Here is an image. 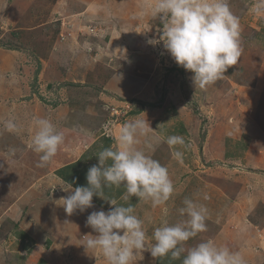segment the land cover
I'll return each mask as SVG.
<instances>
[{
    "label": "rangeland",
    "instance_id": "obj_1",
    "mask_svg": "<svg viewBox=\"0 0 264 264\" xmlns=\"http://www.w3.org/2000/svg\"><path fill=\"white\" fill-rule=\"evenodd\" d=\"M156 2L0 0V264H107L83 244L95 235L87 216L112 206L94 196V208L68 216L61 198L69 193L61 191L86 186L99 152L116 149L120 128L136 118L153 128L138 147L167 167L175 192L157 207L135 197L125 202L123 187L105 189V198L131 203L149 240L163 223L186 219L178 209L191 198L208 209L207 231L186 247L212 240L246 264L259 261L252 256L260 239L250 238L249 227L264 226V0H228L242 54L205 89L162 42H147L163 26L152 15ZM37 118L64 134L45 167L32 148ZM9 119L19 131L5 128ZM171 135L186 146L170 148ZM143 256L137 264H181Z\"/></svg>",
    "mask_w": 264,
    "mask_h": 264
},
{
    "label": "clouds",
    "instance_id": "obj_2",
    "mask_svg": "<svg viewBox=\"0 0 264 264\" xmlns=\"http://www.w3.org/2000/svg\"><path fill=\"white\" fill-rule=\"evenodd\" d=\"M152 15L163 26L159 38L147 42L151 45L162 42L175 63L192 73L195 87L205 89L216 83L238 63L242 54L241 28L228 0H157ZM34 126L32 148L39 154L37 166L45 167L63 144L64 134L47 118L35 119ZM5 128L19 131L12 119L5 121ZM152 129L146 119L126 122L116 137L117 148L100 151L98 164L88 169L87 185L71 187L69 194L61 198L68 216L94 208V196L112 206L87 216L86 225L95 235L89 234L83 246L86 250H99L107 264H137L144 259L145 252L154 259L181 260V264H246L240 253L217 246L212 240L186 247L188 241L207 231L208 209L202 203L185 198L178 211L186 219L175 224L163 223L153 230L149 240L144 222L131 203L125 206L105 198V189L121 187L125 189L122 196L125 202L135 197L157 207L172 198L175 185L167 167L138 147L140 138L147 137ZM166 143L170 148L186 146L179 135L168 136ZM146 147L151 149L152 145L146 143ZM173 156L182 162V151L175 150Z\"/></svg>",
    "mask_w": 264,
    "mask_h": 264
},
{
    "label": "crops",
    "instance_id": "obj_3",
    "mask_svg": "<svg viewBox=\"0 0 264 264\" xmlns=\"http://www.w3.org/2000/svg\"><path fill=\"white\" fill-rule=\"evenodd\" d=\"M112 82L113 81H111L110 83H107V84H109V85H111L112 84ZM133 96H137L136 94H132L130 97H133ZM121 97H124V98H127V97H129V96H126V95H124L122 92H121ZM68 191V189H66L65 191H61V192H63V193H68L67 192ZM89 210V209H88ZM93 211H98V210H93ZM249 229H250V234H249V236L251 235V237L250 238H256V241L258 240V238L260 239V241H259V247H261V248H257L258 250H257V252H255L254 254V256H252V258L253 259H259V261H257V262H254V260L253 261H251L252 259H250V261H249V263L248 264H264V261H262L261 259H264V240H263V238H264V226H262V227H260L259 229H257V230H253V229H255L254 227H249ZM73 230V229H72ZM71 230V231H72ZM255 233H258V235L257 236H254L255 235ZM254 234V235H253ZM253 235V236H252ZM234 238V237H233ZM236 238V237H235ZM246 238V237H245ZM263 241V242H262Z\"/></svg>",
    "mask_w": 264,
    "mask_h": 264
},
{
    "label": "trees",
    "instance_id": "obj_4",
    "mask_svg": "<svg viewBox=\"0 0 264 264\" xmlns=\"http://www.w3.org/2000/svg\"><path fill=\"white\" fill-rule=\"evenodd\" d=\"M38 70H39V72H40V66L38 67V69H37L36 71H38ZM75 166H76L75 164H72V165H68V166H66V167L74 170V169H75ZM66 167H64V168H66ZM64 168H63V169H64ZM63 169H61V170L63 171ZM62 171H60V172H62ZM61 174H62V173H61ZM80 179H81V178H80ZM63 180H64V182L71 183V182L69 181V179H68L66 176L63 177ZM71 180H72V182L74 181L73 183H75V180H74V179H71ZM75 184H76V183H75Z\"/></svg>",
    "mask_w": 264,
    "mask_h": 264
}]
</instances>
